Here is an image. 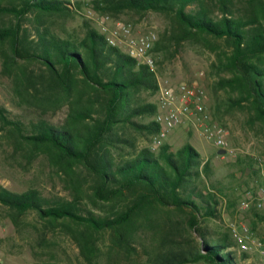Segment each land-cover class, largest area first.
I'll return each instance as SVG.
<instances>
[{
  "label": "trees",
  "instance_id": "1",
  "mask_svg": "<svg viewBox=\"0 0 264 264\" xmlns=\"http://www.w3.org/2000/svg\"><path fill=\"white\" fill-rule=\"evenodd\" d=\"M88 5L116 20L126 13L164 15L169 24L153 55L167 52L174 58L186 43L204 45L216 55L217 90L231 93L229 107L247 110L253 125L264 126V0H91ZM75 8L69 0H0V58L18 96L43 115L75 99L63 125L42 119L30 129L13 127L16 151L24 152L28 164L46 156L72 199L0 185V206L17 228L30 212L45 229L55 230L61 221L83 227L68 233L88 264L100 256L99 235L110 234V249L129 257L142 229L155 242L149 264H242L248 255H238L231 231L209 225L221 219L220 206L229 201L212 181V165L190 143L177 152L165 144L158 155L149 147L139 149V137L150 142L160 129L158 105L143 97L160 90L156 71L110 45L87 21L83 38L60 36L55 20ZM33 65L43 69L38 73ZM7 113L0 104L4 127ZM86 198L96 206L111 205V212L96 216L85 209ZM157 210L172 213L156 220L151 214Z\"/></svg>",
  "mask_w": 264,
  "mask_h": 264
},
{
  "label": "rangeland",
  "instance_id": "2",
  "mask_svg": "<svg viewBox=\"0 0 264 264\" xmlns=\"http://www.w3.org/2000/svg\"><path fill=\"white\" fill-rule=\"evenodd\" d=\"M69 1L76 6L72 15L55 20L54 23L55 30L60 36L83 38L86 31L84 21L100 31L99 21L103 16L88 5L91 0ZM77 3H81V8ZM117 21L130 26L132 38L149 32L160 38L169 24L164 15L155 12H149L142 18L126 13L118 20L112 18L110 26ZM118 42L119 47L126 52L125 42ZM153 56L157 61L156 74L160 87L166 84L176 86L181 83H197L207 95L206 107L209 113L225 127L232 145L238 149L236 157L220 155L219 149L197 130L189 132L184 126L172 132L177 136L174 140H166V144L172 147L173 152L190 143L201 154L202 159L212 165V181L229 201L223 200L220 206L221 219L210 222L209 225L213 229L231 231L235 224H247L256 238L264 239V220L256 216L258 213L264 218V207L258 210L253 204L250 209H243L241 206V203L247 200L248 192H256L264 181L261 166L257 161L258 157L264 160V126L261 123L253 125L247 110L229 107L231 93L217 90L220 75L214 68L218 63L216 55L204 45L186 43L174 58L167 56V52ZM30 68L39 73L42 67L33 65ZM200 73H204V76L200 77ZM143 97L157 104L159 91L154 95L144 94ZM74 100L62 101L58 110L43 115L39 110L25 104L18 96L12 78L3 73L0 58V104L8 111L6 116L9 121L5 127L0 121V185L14 192L36 188L46 197L72 199L70 187L64 181V177L55 173L46 156L42 155L28 164L24 152L16 151L19 145L13 135V127L14 123H19L20 127L30 129L32 122L36 123L42 119L54 125H63ZM150 143L151 141H147L146 138L139 137V149L149 147ZM155 154L158 155L159 152ZM88 185L89 182L86 183V186ZM83 203L86 210L98 217L106 216L112 210L109 208L111 205L100 203L96 206L88 198ZM230 203L233 205L230 206ZM171 213L170 210H157L151 215L159 220ZM71 228L83 229L70 221H61L60 227L55 230L45 229L44 223L35 212L26 215L22 225L17 228L12 223L7 209L0 206V264H41L46 261L58 264H88L68 233V229ZM145 231V229L140 231L139 238L133 243L136 253L129 257L118 249H110L112 246L110 234L99 235L100 256L94 264H149L155 242H152ZM236 251L238 255L243 254L238 246ZM247 255L248 258L243 260L242 264H261L256 251L252 250Z\"/></svg>",
  "mask_w": 264,
  "mask_h": 264
},
{
  "label": "built area",
  "instance_id": "3",
  "mask_svg": "<svg viewBox=\"0 0 264 264\" xmlns=\"http://www.w3.org/2000/svg\"><path fill=\"white\" fill-rule=\"evenodd\" d=\"M110 22L112 18L108 15L103 16L99 21L100 31L106 36L109 44L119 46L118 41H124L126 53L156 71V60L152 49L158 40L157 35L149 32L146 35L132 38L129 25L117 21L110 26ZM199 75L203 77L204 73ZM206 101L207 95L197 83L161 86L157 103L158 112L155 116L160 129L150 143V150L153 153L160 152L173 130L189 126L197 130L219 151L224 150L225 155L236 157L238 149L232 145L225 127L209 113ZM257 161L261 166V175L264 180V160L258 157ZM247 195V200L241 203L243 209H250L251 204L258 210L262 209L264 207V181L256 192H248ZM231 235L242 253L249 254L254 250L259 254L261 264H264V239L256 238L247 224L233 225Z\"/></svg>",
  "mask_w": 264,
  "mask_h": 264
},
{
  "label": "crops",
  "instance_id": "4",
  "mask_svg": "<svg viewBox=\"0 0 264 264\" xmlns=\"http://www.w3.org/2000/svg\"><path fill=\"white\" fill-rule=\"evenodd\" d=\"M184 127H186V130L187 131H189V132H191L192 130H195V129H193V127L192 128H190L189 126H184ZM180 128V127H179ZM178 129V128H177ZM174 131V130H173ZM172 131V132H173ZM172 132L170 133V135H169V137H168V139H170V140H174L177 136L173 133L172 134ZM166 144V143H165Z\"/></svg>",
  "mask_w": 264,
  "mask_h": 264
},
{
  "label": "water",
  "instance_id": "5",
  "mask_svg": "<svg viewBox=\"0 0 264 264\" xmlns=\"http://www.w3.org/2000/svg\"><path fill=\"white\" fill-rule=\"evenodd\" d=\"M219 154H220V155H224V154H225V151H224V150H220V151H219Z\"/></svg>",
  "mask_w": 264,
  "mask_h": 264
}]
</instances>
